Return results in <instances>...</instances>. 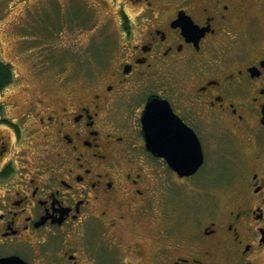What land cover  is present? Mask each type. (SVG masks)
I'll return each instance as SVG.
<instances>
[{
	"label": "flooded vegetation",
	"instance_id": "af4514ba",
	"mask_svg": "<svg viewBox=\"0 0 264 264\" xmlns=\"http://www.w3.org/2000/svg\"><path fill=\"white\" fill-rule=\"evenodd\" d=\"M95 5L122 36L96 81L25 109L0 88V261L264 264V0ZM152 101L199 141L196 174L147 149Z\"/></svg>",
	"mask_w": 264,
	"mask_h": 264
},
{
	"label": "rangeland",
	"instance_id": "374dc122",
	"mask_svg": "<svg viewBox=\"0 0 264 264\" xmlns=\"http://www.w3.org/2000/svg\"><path fill=\"white\" fill-rule=\"evenodd\" d=\"M96 1H0V60L14 65L9 94L23 109L39 92L76 89L104 74L97 56L122 36L118 17Z\"/></svg>",
	"mask_w": 264,
	"mask_h": 264
},
{
	"label": "water",
	"instance_id": "95a60500",
	"mask_svg": "<svg viewBox=\"0 0 264 264\" xmlns=\"http://www.w3.org/2000/svg\"><path fill=\"white\" fill-rule=\"evenodd\" d=\"M149 102L143 115V129L147 149L156 156L164 158L169 166L180 176H192L204 164V154L199 141L187 139L193 148H183V130L181 122L173 116L167 104ZM184 127V126H183ZM191 147V145H189ZM183 152L185 154L182 156ZM0 264H25L18 258L0 261Z\"/></svg>",
	"mask_w": 264,
	"mask_h": 264
},
{
	"label": "trees",
	"instance_id": "16d2710c",
	"mask_svg": "<svg viewBox=\"0 0 264 264\" xmlns=\"http://www.w3.org/2000/svg\"><path fill=\"white\" fill-rule=\"evenodd\" d=\"M12 82H13L12 69L9 66H4L2 63H0V88L12 84Z\"/></svg>",
	"mask_w": 264,
	"mask_h": 264
}]
</instances>
